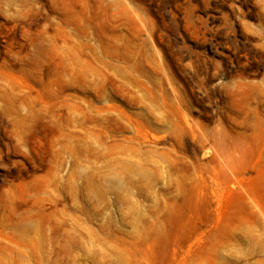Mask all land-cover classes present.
Returning a JSON list of instances; mask_svg holds the SVG:
<instances>
[{
    "label": "rangeland",
    "instance_id": "1",
    "mask_svg": "<svg viewBox=\"0 0 264 264\" xmlns=\"http://www.w3.org/2000/svg\"><path fill=\"white\" fill-rule=\"evenodd\" d=\"M0 264H264V0H0Z\"/></svg>",
    "mask_w": 264,
    "mask_h": 264
}]
</instances>
